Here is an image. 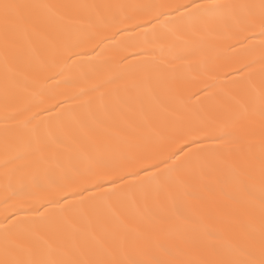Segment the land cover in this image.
Returning <instances> with one entry per match:
<instances>
[{
  "label": "snow or ice",
  "instance_id": "snow-or-ice-1",
  "mask_svg": "<svg viewBox=\"0 0 264 264\" xmlns=\"http://www.w3.org/2000/svg\"><path fill=\"white\" fill-rule=\"evenodd\" d=\"M0 264H264V0H0Z\"/></svg>",
  "mask_w": 264,
  "mask_h": 264
},
{
  "label": "bare ground",
  "instance_id": "bare-ground-1",
  "mask_svg": "<svg viewBox=\"0 0 264 264\" xmlns=\"http://www.w3.org/2000/svg\"><path fill=\"white\" fill-rule=\"evenodd\" d=\"M18 2H28V0H18ZM50 2H59V0H50ZM121 2H147V0H121Z\"/></svg>",
  "mask_w": 264,
  "mask_h": 264
}]
</instances>
